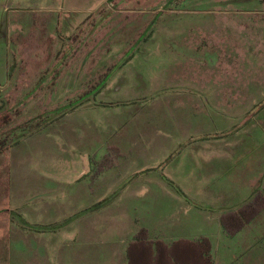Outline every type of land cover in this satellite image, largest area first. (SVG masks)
I'll return each instance as SVG.
<instances>
[{"label":"rangeland","instance_id":"rangeland-1","mask_svg":"<svg viewBox=\"0 0 264 264\" xmlns=\"http://www.w3.org/2000/svg\"><path fill=\"white\" fill-rule=\"evenodd\" d=\"M130 57L135 61L118 70L108 91L78 92L94 78L75 70ZM108 74L100 81L108 83ZM136 105L148 113L149 161L171 149L166 159L174 157V168L199 169L202 181L221 170L231 182L241 176L245 191L235 202L259 193L264 204V184L252 185L256 157L264 168V0H0V140H7L0 151V264L59 258L50 233L23 232L34 225L22 215L26 206L13 207L20 231L8 227L6 201L15 206L25 185L44 177L59 192L83 166V154L92 156L93 174L109 167L117 152L107 147L127 137ZM225 145L223 168L213 159L208 165ZM118 171L106 180H148ZM52 204L51 214H59V200ZM214 217L215 264H264V214L234 237Z\"/></svg>","mask_w":264,"mask_h":264},{"label":"crops","instance_id":"crops-1","mask_svg":"<svg viewBox=\"0 0 264 264\" xmlns=\"http://www.w3.org/2000/svg\"><path fill=\"white\" fill-rule=\"evenodd\" d=\"M134 61L135 57H130L121 65L115 62L105 67H101V64L93 65L83 72L75 70L76 73H73L78 76L92 75L94 78L86 86H79L83 80L79 84L77 82L80 87L78 92L99 94L108 91L117 72L133 64ZM207 73L211 81V70ZM103 74L110 76L108 83L103 79L100 81ZM101 105L94 103L93 106L95 108ZM84 107L86 106L82 105L75 110ZM171 109L170 105L169 110ZM131 110L130 123L126 125L127 137L116 138L117 143L107 147L117 152L109 167L98 169L93 174L95 166L92 164V156L83 154L85 158L83 166L73 171V176L68 177L59 192H52L50 188L52 184L49 185L48 177H44L45 180L42 182L27 183L23 197L19 196L21 201L16 200L15 206L6 201L7 214L4 216L7 217L8 227L11 225L19 230L18 228L22 226L13 215L15 213L13 207L20 211L21 206L27 207L29 212L24 211L22 215L34 224L33 227L57 224V228L54 226L55 229L50 228L46 231L45 229L38 231L33 227L26 230L27 227H23L25 233L32 232L40 236L50 233L54 236V243L60 249V253L56 252V254L60 256L59 258L53 256L52 260L49 259L45 264H128V247L135 242L136 234L141 229L146 230L149 241L159 240L168 245L179 240L193 241L208 237L212 242L214 257L215 244L210 234L215 214L220 223L222 215L236 211L259 194L251 196L241 204H239L241 200L235 202L244 195L245 191L239 179L242 178L241 176L231 182L228 172L221 170L209 180H198L201 178L197 175L199 169L195 171L190 165H186L185 168L180 167L181 169L174 168L177 167L176 163H173L174 160L171 161L174 157L169 158L170 160L166 159L171 149L165 154L155 156V160L149 161L145 155L150 140L148 113L144 112L146 109L143 106L136 105ZM165 122L160 121L162 127L170 126ZM174 124L172 122V125ZM177 152L182 153V151ZM261 155L264 159V154ZM229 157L228 146L225 145L221 147L217 156L205 162L209 165L213 159L215 165H221L223 168ZM258 158L256 157V164L259 165L258 176L252 181L253 188H257L258 184H264V168L261 167L262 160L259 161ZM120 170H123L128 178L136 174H144L148 180L118 183L113 180L114 176L112 180H106L108 176L115 175L116 171L119 173ZM183 171L186 173L182 174ZM258 188L263 189L264 185ZM54 200H59V214L57 212L51 214L50 208L54 206L52 204ZM230 200L237 203L233 208H229ZM263 211L264 208L237 234L254 226L257 218L264 214ZM49 214L55 219L50 221ZM1 229H5V226L0 225ZM136 250L135 255L139 256L138 264H157L155 246L152 245V249H149L147 246L139 245ZM215 262L214 257V264Z\"/></svg>","mask_w":264,"mask_h":264},{"label":"trees","instance_id":"trees-1","mask_svg":"<svg viewBox=\"0 0 264 264\" xmlns=\"http://www.w3.org/2000/svg\"><path fill=\"white\" fill-rule=\"evenodd\" d=\"M7 116H2L4 122H7ZM40 127V123L30 125L32 128ZM7 140H0V151L7 147ZM255 198L236 211L226 213L220 218V225L230 237L235 236L247 224H249L263 208L261 200ZM139 245H144L152 249L155 246L157 264H214L213 246L210 238L201 237L193 241L179 240L168 245L163 241H149L145 229H141L135 237V242L128 247V264H138V255H135Z\"/></svg>","mask_w":264,"mask_h":264}]
</instances>
